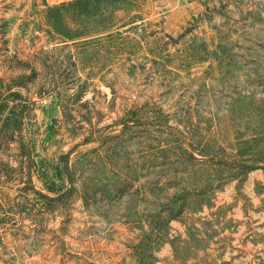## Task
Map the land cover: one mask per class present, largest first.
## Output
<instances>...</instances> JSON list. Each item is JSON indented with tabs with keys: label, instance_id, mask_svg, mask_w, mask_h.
Returning <instances> with one entry per match:
<instances>
[{
	"label": "rangeland",
	"instance_id": "obj_1",
	"mask_svg": "<svg viewBox=\"0 0 264 264\" xmlns=\"http://www.w3.org/2000/svg\"><path fill=\"white\" fill-rule=\"evenodd\" d=\"M58 1L0 0V264H264V0Z\"/></svg>",
	"mask_w": 264,
	"mask_h": 264
},
{
	"label": "trees",
	"instance_id": "obj_2",
	"mask_svg": "<svg viewBox=\"0 0 264 264\" xmlns=\"http://www.w3.org/2000/svg\"><path fill=\"white\" fill-rule=\"evenodd\" d=\"M32 71H33V76L36 75L37 71L34 68L32 69ZM20 85L21 84L16 85V84L12 83L8 86H5L4 88H0V89L4 90V93H7V95H6V94L0 92V113L4 109L3 105L5 104L4 101H5L7 96L13 95L14 101L18 100V94L16 92H13V88L19 87ZM7 105L8 104H5V106H7ZM17 106L18 105L12 107L11 112L5 118L0 116V123H1L0 140L4 139L6 141H9L10 143L16 141L15 140L16 139L15 133L19 132V130H21V128L24 126L23 114H24L25 107L22 106L19 111L18 110L15 111V107L17 108ZM22 148H23V145H22ZM34 193H36V192H34Z\"/></svg>",
	"mask_w": 264,
	"mask_h": 264
},
{
	"label": "crops",
	"instance_id": "obj_3",
	"mask_svg": "<svg viewBox=\"0 0 264 264\" xmlns=\"http://www.w3.org/2000/svg\"><path fill=\"white\" fill-rule=\"evenodd\" d=\"M65 1V0H59L58 2Z\"/></svg>",
	"mask_w": 264,
	"mask_h": 264
}]
</instances>
